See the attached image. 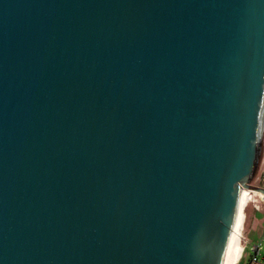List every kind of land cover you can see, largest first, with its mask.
I'll return each mask as SVG.
<instances>
[{
	"label": "water",
	"instance_id": "95a60500",
	"mask_svg": "<svg viewBox=\"0 0 264 264\" xmlns=\"http://www.w3.org/2000/svg\"><path fill=\"white\" fill-rule=\"evenodd\" d=\"M263 129L264 0H0V264H236Z\"/></svg>",
	"mask_w": 264,
	"mask_h": 264
},
{
	"label": "rangeland",
	"instance_id": "374dc122",
	"mask_svg": "<svg viewBox=\"0 0 264 264\" xmlns=\"http://www.w3.org/2000/svg\"><path fill=\"white\" fill-rule=\"evenodd\" d=\"M263 132H264V129H263ZM263 142L264 140L262 138L259 156L257 160L256 171H255L254 177L252 178V182L249 183L251 185L259 184L257 178L260 176L261 170L263 168V165L261 164V161H260L261 156L263 155V149H262ZM250 194H252V196L249 197V204H248L244 235H243V237L247 238L248 244L243 248L242 255H241V258L238 264L247 263L249 254H251L250 246L254 244H258L260 246L261 251H260V254L258 255L259 258L264 256V204L261 203L260 207L256 211L252 210L251 202L254 196L256 195L258 196V192L252 190Z\"/></svg>",
	"mask_w": 264,
	"mask_h": 264
},
{
	"label": "built area",
	"instance_id": "2783aa9c",
	"mask_svg": "<svg viewBox=\"0 0 264 264\" xmlns=\"http://www.w3.org/2000/svg\"><path fill=\"white\" fill-rule=\"evenodd\" d=\"M262 138L264 140V132H263ZM262 149H263V155L261 156L260 161H261V164L263 165V168L261 170L260 176L257 178L259 184H253V185L250 184L249 185L250 189L241 187L242 189L250 191V193L252 192V190H256V191H258V194H261L258 196L257 195L254 196V198L251 202L252 203L251 209L254 211H256L260 207L261 203L264 204V197H263L264 193H262L260 190L257 189V188L264 189V142H263V148ZM250 196H252V194H250ZM247 244H248L247 238H245L243 247L241 249V252L239 254V257H238L236 264L239 263V260H240L241 255H242V250ZM250 249H251V254H249V257H248L246 264H264V256L261 258H259V256H258L260 254V251H261L260 246L258 244H254V245L250 246Z\"/></svg>",
	"mask_w": 264,
	"mask_h": 264
},
{
	"label": "bare ground",
	"instance_id": "6f19581e",
	"mask_svg": "<svg viewBox=\"0 0 264 264\" xmlns=\"http://www.w3.org/2000/svg\"><path fill=\"white\" fill-rule=\"evenodd\" d=\"M260 166V165H259ZM261 168V167H260ZM260 172V171H259ZM254 191H256V190H254ZM256 192H258V191H256ZM258 195H261V194H258ZM264 197V196H263ZM244 235V234H243ZM246 237H243V240H242V247H243V244H244V239H245ZM242 247H241V249H242ZM241 252V251H240Z\"/></svg>",
	"mask_w": 264,
	"mask_h": 264
}]
</instances>
